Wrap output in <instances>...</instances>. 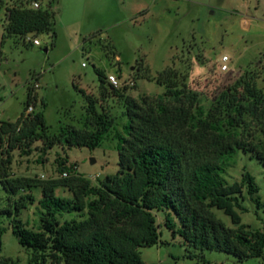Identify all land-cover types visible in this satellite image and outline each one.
Here are the masks:
<instances>
[{
	"label": "trees",
	"instance_id": "16d2710c",
	"mask_svg": "<svg viewBox=\"0 0 264 264\" xmlns=\"http://www.w3.org/2000/svg\"><path fill=\"white\" fill-rule=\"evenodd\" d=\"M31 2L13 0L6 5L0 0V12L5 13L2 41L47 32L55 37V0L39 8L29 6ZM94 71L100 97L122 96L111 84L106 86L103 70ZM144 71L150 73L148 66ZM175 78L177 72L166 67L154 78L165 87L162 94L139 100L126 97L121 130L113 129L104 108L96 106L98 100L82 90L87 101L82 129L67 125L57 136L49 135L30 88L22 113L14 121L0 120V184L7 193L0 217H7L17 242L29 251L28 264H155L145 263L139 248L159 243V212L162 224L180 236L189 257L197 255L206 262L202 251L214 250L239 260L264 259V218L260 227L252 228L240 216L247 210L246 199L255 213H264L259 187L246 170L232 183L224 176L228 161L238 152L254 157L264 169V102L244 104L236 94V87L247 81L246 73L214 96L208 110L194 93L178 88ZM250 85L251 96H258V89ZM29 106L33 110L26 114ZM251 122L253 133L248 132ZM110 135L116 141L117 170L95 183L61 155L55 159L59 176L52 179L20 176L12 170L14 153L28 156L37 142L46 154L55 145L95 149ZM63 171L69 176L61 177ZM16 195L18 200L12 198ZM35 201L37 220L29 226L21 214ZM213 209L228 216L232 226L219 220ZM3 230L0 227V264H15L1 254Z\"/></svg>",
	"mask_w": 264,
	"mask_h": 264
},
{
	"label": "rangeland",
	"instance_id": "374dc122",
	"mask_svg": "<svg viewBox=\"0 0 264 264\" xmlns=\"http://www.w3.org/2000/svg\"><path fill=\"white\" fill-rule=\"evenodd\" d=\"M12 1L4 0L6 5ZM35 1L38 7L33 2L29 6L39 8L49 2ZM52 9L55 37L51 32L30 34L31 39L39 40L38 45L17 37L2 41L5 13L0 12V120L14 121L22 113L30 88L36 95L35 110L42 111L49 135L57 136L67 125L82 129L87 117L82 90L98 100L96 106L104 108L113 129L121 130L125 98L139 100L162 94L165 87L154 78L166 67L177 72L178 88L194 93L205 110L214 96L245 73L247 83L236 87L241 102H264V0H55ZM244 15L254 17L246 27L241 22ZM224 55L228 71L221 70ZM146 66L151 74L144 71ZM94 68L104 71L106 86L107 75L116 76L118 86L114 88L122 96L100 97ZM249 83L258 89V96H251ZM255 129L251 122L248 132ZM32 147L36 149L28 156L14 153L15 174L55 178L59 176L57 155L75 163L78 172L92 183L117 170L116 141L111 135L95 149L55 145L41 154L40 142ZM244 170L254 177L264 201V169L254 157L238 152L228 161L224 176L230 183L239 181ZM57 193L70 196L62 189ZM33 194L38 200L39 190ZM12 198L18 200V195ZM6 204L7 193L0 184V208ZM243 205L247 210L240 214L242 222L260 227L264 213H255L248 199ZM36 206L35 201L22 211L21 218L29 226L36 223ZM213 212L226 226H232L221 210ZM158 220L159 243L139 248L145 263L264 264L263 258L239 260L214 250L202 251L206 262L197 255L189 257L180 236L162 224L161 212ZM8 223L6 216L0 217V227L4 228L1 254L15 264H28L30 253L19 245Z\"/></svg>",
	"mask_w": 264,
	"mask_h": 264
},
{
	"label": "built area",
	"instance_id": "2783aa9c",
	"mask_svg": "<svg viewBox=\"0 0 264 264\" xmlns=\"http://www.w3.org/2000/svg\"><path fill=\"white\" fill-rule=\"evenodd\" d=\"M33 5L35 7H38V3L36 1L33 2ZM29 35L30 34L25 35L23 37V39L25 41L32 42L34 45H38L40 43L38 39H36V38H32L31 39V37ZM227 60H228V57L226 55L221 57V62H222L221 70L222 71H228L229 70V67L226 64ZM107 81H108L109 84H111L114 87L118 86L117 77L112 75V74L107 75ZM34 86L36 87L37 85L35 84ZM0 104H1V102H0ZM32 110H33L32 106H29L25 113L27 114V113L31 112ZM60 176L61 177H67V176H69V172L68 171H63V172L60 173Z\"/></svg>",
	"mask_w": 264,
	"mask_h": 264
},
{
	"label": "crops",
	"instance_id": "0c3cea01",
	"mask_svg": "<svg viewBox=\"0 0 264 264\" xmlns=\"http://www.w3.org/2000/svg\"><path fill=\"white\" fill-rule=\"evenodd\" d=\"M247 9L249 10V8H247ZM228 15H230V14H228ZM252 18H254V17H251V16L249 17L248 15H244L243 17H241L242 25L245 27L248 26L251 23Z\"/></svg>",
	"mask_w": 264,
	"mask_h": 264
}]
</instances>
